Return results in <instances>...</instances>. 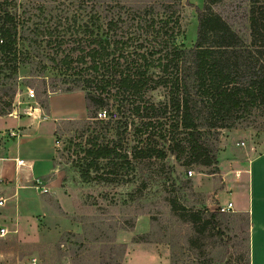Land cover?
<instances>
[{
  "label": "trees",
  "instance_id": "16d2710c",
  "mask_svg": "<svg viewBox=\"0 0 264 264\" xmlns=\"http://www.w3.org/2000/svg\"><path fill=\"white\" fill-rule=\"evenodd\" d=\"M222 1L204 0L197 7V38L187 47L179 42L183 0H75L69 21L82 37L69 40L60 36L58 24L42 27L26 9L19 14L18 0H0V74L3 80H16L20 67L33 62L25 48H39L37 38L44 37L52 52L35 47L34 56L44 55L60 72L64 92H84L86 123L92 129L79 166L84 181H111L145 160L146 166L168 167L172 185L180 179L173 176L176 163L219 173L221 130L239 128L254 111L264 109V0H251L247 35L213 11ZM11 86L13 97L16 89ZM43 86L45 93L57 91L55 84L51 90ZM157 91H162L160 100ZM12 110L9 100L0 116ZM101 111L106 118H98ZM102 168L106 174L98 175ZM181 184L193 188L192 178ZM166 200L172 213L194 231L189 244L224 236L225 213L189 208L175 194ZM246 217L244 260L251 264L248 213ZM193 264H214V259L198 258Z\"/></svg>",
  "mask_w": 264,
  "mask_h": 264
},
{
  "label": "rangeland",
  "instance_id": "374dc122",
  "mask_svg": "<svg viewBox=\"0 0 264 264\" xmlns=\"http://www.w3.org/2000/svg\"><path fill=\"white\" fill-rule=\"evenodd\" d=\"M76 5L75 0H18L17 12L21 14L26 9L27 16L31 15V19L33 16L42 27L49 22L53 26L58 24L60 36L69 40L82 37L73 20L69 21ZM203 5L204 0H183L184 34L179 42L187 47L196 42V9ZM251 5V0H223L212 9L235 30L247 35ZM65 15L59 24V17ZM43 38H37L41 42L39 48L37 45L25 48L33 62L20 67L16 80H3L0 74V109L9 100H12L13 109L10 113L20 114L30 106L46 109L51 94L66 93V85L59 80L60 72L51 68L44 55L43 58L34 56L35 47L44 54L52 52ZM44 83L50 86V90L55 84L57 91L43 92ZM11 85L16 89L13 97L10 96ZM31 89L34 97L29 93ZM154 95L156 100L163 98L162 91ZM68 99L69 96L57 95L54 102L60 108H72L77 117L83 116L64 121L59 126L56 138L60 144L56 148L55 161L59 175L50 193L28 192L20 212L5 220L10 235L0 238V264H33L34 259L37 264H193L198 258L214 259V264H245L247 229L242 226L247 214L225 213L224 236L202 240L200 245H197L198 241L189 244L187 240L194 231L172 213L166 200L167 196L175 194L181 204L189 208H209V200L216 204L211 209L218 210L219 201L215 194L221 187V175L208 173L212 169L197 165L183 168L176 163L173 176L180 179L172 185L168 167L146 166L149 161L145 160L139 161L138 169L124 170L111 181L105 177L84 181L79 166L92 129L86 123L88 112L84 95L70 99L71 106ZM99 113V119L105 118L103 112ZM97 125L98 130L104 127L100 123ZM250 148L255 152L264 150V109L254 111L239 128L221 130L219 158L223 161L242 162L244 153ZM170 160L175 163L174 158ZM146 167L148 171L142 169ZM189 171L193 174L190 175ZM104 172L107 171L102 168L98 175L106 174ZM122 178L131 181H119ZM186 178H192L193 188L182 187L181 180ZM230 195L232 198L240 196L236 187L232 194L229 192ZM61 239L64 241L62 245Z\"/></svg>",
  "mask_w": 264,
  "mask_h": 264
},
{
  "label": "crops",
  "instance_id": "0c3cea01",
  "mask_svg": "<svg viewBox=\"0 0 264 264\" xmlns=\"http://www.w3.org/2000/svg\"><path fill=\"white\" fill-rule=\"evenodd\" d=\"M57 95L69 96L68 104L71 106L70 99L78 95L82 97L84 93L51 94L46 109L30 106L20 114L15 112L0 116V197L7 200L6 206L0 208L2 224H6L5 220L10 215L20 212L25 196L36 190L33 187L36 178L44 180L50 193L59 175L55 162L59 126L83 114L77 117L72 108L58 107L54 102ZM250 151L244 153L242 162L219 160L221 187L215 197L219 205L233 202V213L249 214L251 264H264V150L255 152L250 148ZM195 182L198 184V181ZM234 187L240 195L238 198L229 196ZM207 205L211 209L216 204L207 200Z\"/></svg>",
  "mask_w": 264,
  "mask_h": 264
},
{
  "label": "built area",
  "instance_id": "2783aa9c",
  "mask_svg": "<svg viewBox=\"0 0 264 264\" xmlns=\"http://www.w3.org/2000/svg\"><path fill=\"white\" fill-rule=\"evenodd\" d=\"M29 93H30V95L32 97L35 96L34 90H32V89L29 90ZM101 112H103V115L106 118V113L104 111H101ZM99 114L101 115V113H99ZM56 144L58 146L60 144V141L57 140ZM242 145L245 146V143H242ZM21 163H22V161H21ZM189 174L192 175L193 171H189ZM237 176H239V174H237ZM33 187L36 190L41 191L42 193L49 192V189L47 188L46 183L44 182V180H42L40 178H36L35 179ZM6 202H7L6 198L0 197V208H4L6 206ZM217 209L221 213H229V212H234L235 211L233 202H228L226 205H219ZM8 235H10V229H9L8 225L7 224H1V226H0V238H5ZM36 261L37 260L34 259L33 260V264H37Z\"/></svg>",
  "mask_w": 264,
  "mask_h": 264
}]
</instances>
